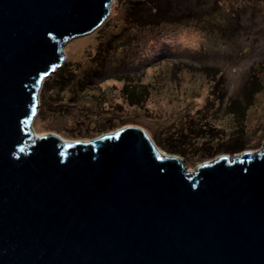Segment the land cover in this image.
I'll use <instances>...</instances> for the list:
<instances>
[{
  "label": "water",
  "instance_id": "1",
  "mask_svg": "<svg viewBox=\"0 0 264 264\" xmlns=\"http://www.w3.org/2000/svg\"><path fill=\"white\" fill-rule=\"evenodd\" d=\"M113 1L0 0V264H264V146L190 175L135 126L34 138L64 45Z\"/></svg>",
  "mask_w": 264,
  "mask_h": 264
},
{
  "label": "rangeland",
  "instance_id": "2",
  "mask_svg": "<svg viewBox=\"0 0 264 264\" xmlns=\"http://www.w3.org/2000/svg\"><path fill=\"white\" fill-rule=\"evenodd\" d=\"M258 2L224 1L220 13L224 20L233 22L227 11L237 10L240 11L237 20L247 26L238 36H230L227 40L221 37V40L191 25L146 35L139 47L129 54L123 56L121 50L116 49L113 61L104 65V70L98 71L93 78L85 69H90V60L99 43H105L112 35L119 36L123 30L122 24L118 29L115 25L122 22L121 13L126 6L114 0L106 20L115 27L114 33L105 29L111 28L108 24L64 45L62 64L68 62V68L78 71L76 79L63 83L58 74L46 79L40 93L42 106L38 110L41 109V113L30 128L41 136L57 135L66 141L84 142L135 126L145 130L159 151L169 156L164 135L174 136L188 130L194 122L198 127L211 125L220 131L213 138L215 145L236 138L246 143V151L212 158L203 159L202 154L174 155L182 159L190 175L195 174L199 166L218 158L232 161L244 153L261 152L264 146V65L260 64L264 61V0ZM220 14H212V20H222ZM236 52L240 57L233 60ZM184 61L189 65L182 63ZM213 67L219 68L223 75L227 91L224 101H218L213 94L216 81H213V72L206 69ZM253 72L258 87L257 92L250 93L246 88L252 85L249 75ZM82 74L84 81L93 80V85L79 89L75 84ZM131 74H141L138 84L152 90L148 100L143 96L137 106L128 103L122 92L125 83L117 79L120 75ZM103 122L109 123L111 129L100 131L97 125ZM207 136L195 138L196 143L202 144L205 137L210 140L209 134ZM202 153L207 154L206 151Z\"/></svg>",
  "mask_w": 264,
  "mask_h": 264
},
{
  "label": "trees",
  "instance_id": "3",
  "mask_svg": "<svg viewBox=\"0 0 264 264\" xmlns=\"http://www.w3.org/2000/svg\"><path fill=\"white\" fill-rule=\"evenodd\" d=\"M224 1L225 0H212L208 3V0H117V4L126 6L124 13H121L124 17L122 18V22L116 23L115 25L118 29V25L122 24L120 26H122L123 30L120 32L119 36H117V34L112 35L105 43H99L96 53H94L90 60V69H85V71H88L87 73L90 71L94 78V74L98 71L104 70V65L113 61L116 49L119 48L124 56L129 54L131 50L137 49L144 41V36H150L151 34L168 29L175 30L191 25L193 27L207 30L212 34H215L218 39L221 40V37H223L224 40H227L236 36V34L238 36L240 31L247 30V26L242 25L240 21L237 20L240 12H237V10L234 12L233 10L227 11L232 15L233 22L228 23L224 20L223 16L220 14L224 9ZM248 1H251V3H256L257 1V3H259L258 0ZM214 13H219L220 18L223 19L212 20V14ZM226 15L229 16L228 14ZM109 23L108 20L101 27L105 28ZM109 25H111V28L109 26V28L105 29H109L108 33H114L115 27L112 26V24ZM118 40H120L119 44H117ZM233 55V60L240 57L239 52H236ZM182 63L189 65V62L184 61ZM260 64L264 65V61ZM93 65H95V67ZM68 66H70L68 62L62 64L61 68L57 69V71L50 77H54V75L58 74L63 83L74 82L78 71L73 67L68 68ZM206 69L213 72V81H216L213 88V94L215 93L217 95V98H219L218 101L226 100L227 91L224 89V80L220 69L216 67ZM254 73L255 72L249 75V81L252 85L249 88H246L250 93L257 92L258 86L257 83H255L256 78ZM140 76L141 74H131L120 75L117 77L118 80L125 83L122 92L123 95H126L127 101L131 106H137V102H141L143 96H147L148 100L152 91L151 89H148L147 86L138 84L137 81H140ZM47 80L44 81L43 86L47 83ZM84 80L85 76L82 74L75 85H78L79 89H86L94 83L93 80L92 82ZM40 104L42 106V100H40ZM40 113L41 109L39 111V114ZM196 124L197 123L194 122L192 126H189L190 128L188 127V130H182V132L179 131L180 133L174 136L173 134L167 136L164 135L163 142L167 148L166 152L171 155L180 156L186 154L197 156L202 154L204 156L203 159H205L220 154H234L247 150L246 143L241 141L240 138H236L232 141H224L223 143L221 142L218 143V145H215L213 138L216 137L220 131L211 125L205 127H202L201 125V127H198V124ZM108 125L109 123L103 122L98 124L97 127L101 128L100 131H108L111 129ZM207 134H209L210 140L206 139L208 137ZM204 135L207 137H205L203 143H196L195 138L200 139ZM192 147H195L196 149L191 150ZM202 151H206L207 154L205 155Z\"/></svg>",
  "mask_w": 264,
  "mask_h": 264
},
{
  "label": "bare ground",
  "instance_id": "4",
  "mask_svg": "<svg viewBox=\"0 0 264 264\" xmlns=\"http://www.w3.org/2000/svg\"><path fill=\"white\" fill-rule=\"evenodd\" d=\"M37 116V115H36ZM32 130V129H31ZM33 131V130H32ZM34 134H35V136H34V138H37V137H40L41 135H39V134H36L35 132H34ZM61 139H62V137H60ZM63 141H66L65 139H62ZM76 141H78L79 142V140H76ZM249 154H254V153H250L249 152Z\"/></svg>",
  "mask_w": 264,
  "mask_h": 264
},
{
  "label": "built area",
  "instance_id": "5",
  "mask_svg": "<svg viewBox=\"0 0 264 264\" xmlns=\"http://www.w3.org/2000/svg\"><path fill=\"white\" fill-rule=\"evenodd\" d=\"M39 110H37V114H38Z\"/></svg>",
  "mask_w": 264,
  "mask_h": 264
},
{
  "label": "clouds",
  "instance_id": "6",
  "mask_svg": "<svg viewBox=\"0 0 264 264\" xmlns=\"http://www.w3.org/2000/svg\"><path fill=\"white\" fill-rule=\"evenodd\" d=\"M39 113V112H38Z\"/></svg>",
  "mask_w": 264,
  "mask_h": 264
}]
</instances>
